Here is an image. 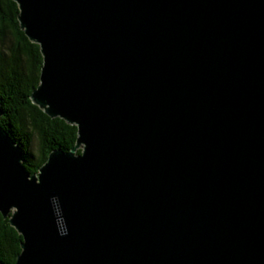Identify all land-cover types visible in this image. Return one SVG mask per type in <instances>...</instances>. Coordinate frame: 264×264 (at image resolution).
Segmentation results:
<instances>
[{"label":"water","instance_id":"95a60500","mask_svg":"<svg viewBox=\"0 0 264 264\" xmlns=\"http://www.w3.org/2000/svg\"><path fill=\"white\" fill-rule=\"evenodd\" d=\"M12 1L77 128L30 175L0 127L15 264H264V0Z\"/></svg>","mask_w":264,"mask_h":264},{"label":"trees","instance_id":"16d2710c","mask_svg":"<svg viewBox=\"0 0 264 264\" xmlns=\"http://www.w3.org/2000/svg\"><path fill=\"white\" fill-rule=\"evenodd\" d=\"M19 9L12 0H0V127L23 152V164L34 175L55 150L69 152L77 140V128L49 118L31 101L39 85L43 64L40 47L25 36L18 21ZM38 140L35 154L31 147ZM80 153V151H78ZM22 237L0 214V263L15 264Z\"/></svg>","mask_w":264,"mask_h":264},{"label":"rangeland","instance_id":"374dc122","mask_svg":"<svg viewBox=\"0 0 264 264\" xmlns=\"http://www.w3.org/2000/svg\"><path fill=\"white\" fill-rule=\"evenodd\" d=\"M31 149H32V151L35 154H37V151H38V140L36 138H34V140H33Z\"/></svg>","mask_w":264,"mask_h":264}]
</instances>
